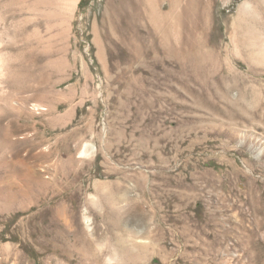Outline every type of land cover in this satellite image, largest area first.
Wrapping results in <instances>:
<instances>
[{
    "label": "rangeland",
    "instance_id": "obj_1",
    "mask_svg": "<svg viewBox=\"0 0 264 264\" xmlns=\"http://www.w3.org/2000/svg\"><path fill=\"white\" fill-rule=\"evenodd\" d=\"M262 2L0 0V264H264Z\"/></svg>",
    "mask_w": 264,
    "mask_h": 264
},
{
    "label": "bare ground",
    "instance_id": "obj_2",
    "mask_svg": "<svg viewBox=\"0 0 264 264\" xmlns=\"http://www.w3.org/2000/svg\"><path fill=\"white\" fill-rule=\"evenodd\" d=\"M262 1L264 0H261V2ZM263 4L264 3L262 2V5ZM256 28L257 27L246 26L245 23L243 24V22L238 21L237 36L235 38L237 44H239V49H237L236 51L248 63L249 71L251 72H256L258 69L259 71H264V67H263L264 65V38L262 37L261 33L257 31ZM8 70H9L8 64L5 58L2 57L0 53V83H2V81H4V79L7 77ZM258 96H256V98L254 99L256 100L260 99ZM4 134L8 138H11L12 134L10 132V128H6L4 130Z\"/></svg>",
    "mask_w": 264,
    "mask_h": 264
}]
</instances>
